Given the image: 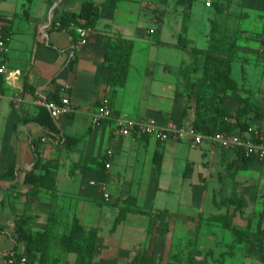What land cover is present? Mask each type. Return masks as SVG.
<instances>
[{"label":"crops","instance_id":"0c3cea01","mask_svg":"<svg viewBox=\"0 0 264 264\" xmlns=\"http://www.w3.org/2000/svg\"><path fill=\"white\" fill-rule=\"evenodd\" d=\"M86 1L101 5L106 0H0V29L8 35L10 46L9 69L18 71L11 80L2 77L0 83V176L8 166L16 164L14 180L0 178V264L40 262V253L28 251L27 244L18 240L19 218L36 232L50 228V261L76 264L77 253L64 251L59 238L78 217L86 227L98 229L96 264H128L133 249L142 243L139 235L156 217L129 212L116 224L124 204L122 199L129 196L137 198L140 208L157 215L169 214L175 221L172 226L178 221L185 228L192 217L206 221L212 213H226L228 206L217 205L222 197L244 199L243 211L259 205L264 211V163L255 160L240 168L243 159L234 147L225 149L210 141L193 147L185 140L162 141L154 134H140L136 130L122 134L116 127V119L123 117L153 118L161 126L170 122L191 126L197 112L192 94L197 73L187 71L186 66L191 63L179 69L183 52L176 45L180 35L187 37L189 46L184 52L189 57L194 47H206L212 21L210 29L203 32L204 44H199L190 35V19L197 12L208 20L213 3L217 2L224 6L231 3L232 11L252 15L253 26L264 30V0H162L167 13H184L171 15L169 24L174 29L165 30L166 33L167 15L161 30L151 14L159 9V0H121L94 28L79 31L81 36L76 40L70 29L59 28L58 23L52 25L53 18L65 11L79 13ZM136 13L135 23L131 15ZM152 35L153 41L147 40ZM119 36L132 40L134 48L127 83L113 91L105 53L108 39ZM250 38L246 57L240 59L238 55L233 64L232 77L238 83L236 67L240 71L245 67L247 89L239 86L238 93L252 95L262 116L251 112L249 126L264 134V38ZM237 48L240 49L239 44ZM57 89L59 100L68 95L75 109L56 117L60 137L48 135L31 119L42 107L38 100H56ZM18 93L21 100L15 102L13 97ZM224 101L225 106L234 108L239 100L227 95ZM104 105L111 109L112 116L94 125L93 115ZM66 135L81 140L68 148L64 144ZM36 150L41 165L49 163L56 176L48 188L31 194L32 186L24 182V176L35 165ZM108 150L113 151L111 156L107 155ZM157 152L163 156L160 167L155 162ZM92 181L105 182L111 201ZM165 191L174 197L169 198L170 202L159 196ZM243 211L236 213L234 223L244 229L252 218L256 227L262 214L246 215ZM113 216L114 223L109 224ZM127 224L132 225L128 236L124 231ZM229 232L227 228H218L216 234L222 239L214 241L213 231L202 228L188 264H264V242L257 235L252 234L251 241L238 243L231 232L228 238ZM13 252L26 261L9 263V254Z\"/></svg>","mask_w":264,"mask_h":264},{"label":"trees","instance_id":"16d2710c","mask_svg":"<svg viewBox=\"0 0 264 264\" xmlns=\"http://www.w3.org/2000/svg\"><path fill=\"white\" fill-rule=\"evenodd\" d=\"M119 1L121 0H106L101 5L86 1L83 3L79 13L65 11L61 15L53 18L52 25L56 26V24L59 23V28L70 29L76 40L81 36L80 32L94 28L97 21L103 17L108 10L115 7ZM214 38L213 28L210 40ZM177 46L181 48L189 46L187 38H181ZM133 48L134 42L122 36L116 37L115 39H108L105 64L110 68L109 85L113 88V91L116 90L117 87L124 86L127 83ZM204 52L203 49L194 47L190 53L194 61L186 66L188 72L197 73L198 70L202 71L199 79L200 85L194 88L192 92L197 102V112L193 127L206 134H217L220 132L234 134L238 130L243 133L249 126V114L253 111L256 116H262V114H260L258 106L251 94L243 96L238 93V83L231 76L232 66L236 58L235 45H231L229 51H218L214 47H211L207 53ZM200 53L202 54L201 57L198 55ZM1 82L2 76L0 75V83ZM192 85L196 87L197 83L192 82ZM228 94L235 95L240 101V106L234 111H230L224 106V100ZM58 95L59 89H57L55 95L57 101H59ZM31 119L42 126L47 131L48 135L61 136L57 119L47 107L42 106L39 113ZM64 138V144L68 148L76 146L81 140V138L70 137L68 135L64 136ZM33 144H36V142L33 141ZM35 152L38 156L35 165L31 170L27 171L24 176V182L32 186L31 194H37L39 188H48L49 184L54 183L56 176V173L50 170L48 166L49 163L41 165L38 151L36 150ZM238 153L243 159L240 168L247 167L256 159L254 156L245 154L241 149H238ZM162 158V154L157 152L155 155V162L158 167L162 164ZM235 165L236 164H234V166ZM40 167L41 171H39ZM0 178L14 180L16 178V164L8 166L6 171L1 174ZM125 200H127L128 203L121 206L115 222L116 224L122 221L128 212L142 213L149 216L154 215L152 211L140 208L137 205V198L135 196H129L125 198ZM217 205L228 206V210L226 213L214 215L213 219L222 222L224 227L233 234L235 242L243 243L251 241L252 234H256L261 243L264 242L263 213L260 222L256 225V230L252 232L254 219L249 218V226L244 229L239 228L234 223V216L236 213L238 211L242 213V208L245 205L244 199L222 197ZM232 206L234 210L230 209ZM16 224L18 240L27 244L28 251L35 250L40 253L39 264H58V259L49 260L48 246L51 237V230L49 227H46L43 231L39 230L36 232L25 226L22 218L17 219ZM97 238V228H88L82 224L78 217H75L69 231L60 236L59 244L64 251L77 253L76 264H96ZM9 256L13 258L15 262H20L22 259V255L16 252L9 254ZM223 256L219 260L221 263L224 262ZM128 264H154V262L153 258L142 250L136 252Z\"/></svg>","mask_w":264,"mask_h":264},{"label":"rangeland","instance_id":"374dc122","mask_svg":"<svg viewBox=\"0 0 264 264\" xmlns=\"http://www.w3.org/2000/svg\"><path fill=\"white\" fill-rule=\"evenodd\" d=\"M164 2H168V0H166ZM164 2H162V0H159V9L157 10V12L155 10L153 13H151V14H153V16L151 15L153 17V19L158 22L157 23L158 28L161 30H162L161 22H162V20H164L166 18V15H167L168 24L171 22L170 21L171 15L172 16L174 14H175V16L177 14L184 15V13H182V12H180V13H175V12L167 13L168 10L166 9V3H164ZM230 4L231 3L224 6V5H220L219 2H217L215 4L213 3V7L216 10V12H214V9H212L211 10L212 13L210 14L208 20L205 18H202V16H203L202 14L194 12L191 19H190V24H189L191 26L190 27V35L192 37H194L195 40H197V42L199 44H204L206 38H205L203 32L206 29L207 30L210 29V23H211L210 20H211L213 28H214L215 38L212 40L209 39V44L206 45V47H202V48L200 47V48L205 51L204 53H207V51L211 47L212 48L214 47L218 51H229V49L231 48V45L234 44L235 45V52H236V58H235V60H236L238 55H240V59L242 57H246L245 53H247L246 49H248V46L250 45L248 43L249 40L251 39L250 37H252V39L253 38L263 39L264 38V30L261 29L260 27H254L253 26V22L250 20L252 15L247 14L245 12H236L235 10L232 11ZM207 5H211V3H207ZM201 6H203V5H201ZM221 6H222V8H221ZM137 15H138L137 13L134 15L133 14L131 15L132 22L136 23V21L138 19ZM181 21H182V18L179 19V22H181ZM175 27H178V26L175 25ZM173 29L174 28L172 26H170V24H169V25L165 26L164 31L167 30L168 32H170ZM164 33H166V31ZM153 36H155V35L148 37L147 40L153 41V39H154ZM164 36H167V34H164ZM181 38L185 39L187 37L180 35L179 40ZM179 40H178V42H179ZM238 44H239L240 49L237 48ZM177 48L180 49L181 54L183 52V54H182L183 57L181 58L180 65H179V69L183 70L186 65H188L189 63H193L194 60H193V58L189 57L187 53L184 52L185 48H187V47L181 48V47L177 46ZM198 55L200 57L202 56L201 53ZM189 58L191 59V61ZM235 60H234V62H235ZM242 61H243V63H245L244 60H242ZM244 70H245L244 66L241 68V71L239 70L238 67H236V74H238L239 79H240V81L238 82V90H239V86H243L244 89H247V87H245L247 85V80H246L247 78L244 75L245 74ZM201 73H202V71L198 70L197 74L193 77L194 82L197 83L196 87L194 85L195 88H197L198 85H200L199 79L201 77V75H200ZM231 76H232V71H231ZM228 95H233V94H228ZM235 98H236V96H235ZM237 102L238 103L234 108H230V107L225 106V101H224V106L227 109H229L230 111L231 110L234 111L240 106V101H237ZM193 124H194V122H193ZM193 124L191 126H193ZM230 135H234V134L231 133ZM162 141H164V140H162ZM177 141H181V140H177ZM210 143H213V142H210ZM215 144H217V143H215ZM217 145L219 146V144H217ZM220 147L225 148L222 145H220ZM229 148H231V147H229ZM225 149H227V148H225ZM255 160H258V159H255ZM258 161L261 163H264L263 161H260V160H258ZM127 190H129V189H127ZM169 195L170 194L166 191L164 193H162V192L159 193V196L161 197V199L162 200H169L168 202H170V199L174 198V197H171ZM111 199L112 198L110 196L109 201H111ZM122 200H123L124 204L128 203V201L125 200V198ZM117 202L119 203L118 199H117ZM262 208L263 207L261 205H259L257 208L252 207L251 209H246V210H244V211L242 210V211L246 215L250 214V213L253 214V212L258 215V214L264 213ZM114 210H115V208H114ZM224 211L226 212L227 209H224ZM222 213H224V212H218L216 214L212 213L209 215V217L207 218L206 221H199L198 219L192 217L193 219L191 220L190 223H187L186 228L183 227L181 222H178V221H176L175 226L174 225L172 226V223L175 221H173V219L168 216L169 214H164V212H162V213L158 212V215H157V213H154L153 216L147 215L153 219H154L155 215H156V217L152 221L150 226L147 229H145V231H143V234L139 235L141 237V238L139 237V239L142 241V243L133 249L132 257L136 252L144 250L150 257L153 258L154 264H159V263L160 264H188L187 261H189V263H190V257L191 256L193 257V254H194L193 252H194L195 247H196V246L193 247V245L195 244L197 238H200V236H198V235H199V232H201L202 228H204V227L206 229L209 228V230L213 231L214 241H219L222 239L219 234H216V231L220 227H223V228H225V227L221 221L213 219L214 215H219ZM85 222L90 223V222L86 221V219H85ZM110 222H111V224L114 223V216L112 217V220L109 221V224H110ZM196 223H198V224H196ZM158 226H159L160 230H157ZM131 227H132V225H129V224H127V226H125V229H124L125 235H127V236L129 235V232H131V230H132ZM252 228L256 229L255 224H252ZM231 236H232V234L229 232L228 238ZM254 236H256V234H254ZM205 237L201 238V240L203 242L205 240ZM198 245H200V243H198ZM263 252H264V250H263ZM228 255H230V254H228Z\"/></svg>","mask_w":264,"mask_h":264},{"label":"built area","instance_id":"2783aa9c","mask_svg":"<svg viewBox=\"0 0 264 264\" xmlns=\"http://www.w3.org/2000/svg\"><path fill=\"white\" fill-rule=\"evenodd\" d=\"M151 32H153V30H151ZM9 51L10 46L8 43V35L0 29V75L4 77L5 80H11L18 72L16 70L11 71L9 69ZM1 96L2 94L0 92V98ZM13 100L15 102H19L21 100L20 93L15 94ZM38 103L41 106L50 109L55 117H58L62 114L73 113L75 110L74 105L68 95L62 96L59 101L54 99H40L38 100ZM111 116V109L107 105H104L93 115V123L94 125H98ZM116 127L122 134H128L131 131L136 130L140 134H154L159 137V139L164 141L169 139L185 140L193 147L201 145L206 141H210L222 145L225 148L234 147L236 149H241V151H243L245 154L254 156L256 159L264 162V134L253 125L248 126V128L241 134L230 135L223 132L217 134H206L198 131L193 126L187 127L175 122H170L166 126H161L153 118L133 120L123 117L116 119ZM112 154V150L107 151L108 156H111ZM109 165L110 163L107 162L106 167H109ZM91 183L101 187L104 197L107 199L110 197V194L106 192V184L104 181H92ZM8 261L9 263H14L13 258L9 259ZM25 261V258L22 259L23 263Z\"/></svg>","mask_w":264,"mask_h":264}]
</instances>
